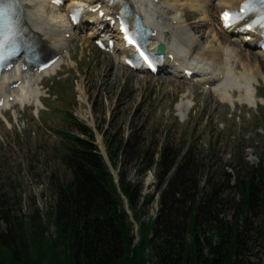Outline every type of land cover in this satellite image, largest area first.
Wrapping results in <instances>:
<instances>
[{"label":"rangeland","instance_id":"obj_1","mask_svg":"<svg viewBox=\"0 0 264 264\" xmlns=\"http://www.w3.org/2000/svg\"><path fill=\"white\" fill-rule=\"evenodd\" d=\"M181 4L186 8L181 13L190 33L200 36L201 32L207 34L209 28L217 31L214 21L219 11L212 7V11H207L209 22H205L200 10L186 7L189 0H181ZM195 21H200L196 33L189 28ZM86 34L84 31L80 38L72 40L68 49L71 56L64 57L56 74L41 81L43 107L34 106L33 113L32 108L18 105L0 113V234L8 235L14 230V222L22 223L29 238L38 233L40 246L52 250L48 248L57 236L55 207L61 186L72 177L65 163L68 138L70 133L80 135L71 126L73 117L92 128L106 156L111 137L116 141L125 139L135 128L143 130L140 132L146 136L147 144L156 142L158 150L167 137L176 146H192L204 164L202 184L215 180L223 196H230L235 205L240 202L235 177L264 166V81L260 79L255 86L256 105L233 106L222 102L195 78L184 80L165 73L137 72L118 60L122 57L119 51L101 50ZM217 37L224 46L231 44L243 53L248 50L229 37ZM169 39L174 41L172 35ZM208 41L201 39L202 44ZM248 52L256 56L251 66H256L257 72L259 67L264 76V56L257 50ZM182 105H189L186 112ZM116 160L119 169L121 158ZM129 170L130 177L136 179L134 166ZM155 182L151 169L144 178L146 193L154 191ZM254 182L260 197L264 183L257 176ZM158 207L156 195L149 208L150 217L156 216ZM226 213L233 221L234 206L226 207ZM246 216L248 221L241 231L249 255L246 262L264 264V211L254 206ZM33 254L40 257L38 245Z\"/></svg>","mask_w":264,"mask_h":264},{"label":"trees","instance_id":"obj_2","mask_svg":"<svg viewBox=\"0 0 264 264\" xmlns=\"http://www.w3.org/2000/svg\"><path fill=\"white\" fill-rule=\"evenodd\" d=\"M71 126L80 135L68 138L65 163L72 177L61 186L55 207L52 250L40 246L38 233L29 238L22 223L14 222V230L0 234V264H250L241 231L249 208L264 211V190L259 197L254 182L257 176L264 183L263 165L235 177L241 195L235 205L215 180L202 184L204 164L192 146H176L167 137L158 150L135 128L125 139L110 138L107 159L91 127L74 117ZM151 169L156 182L146 193ZM156 195L159 207L150 217ZM228 206H234L233 221L226 217Z\"/></svg>","mask_w":264,"mask_h":264},{"label":"bare ground","instance_id":"obj_3","mask_svg":"<svg viewBox=\"0 0 264 264\" xmlns=\"http://www.w3.org/2000/svg\"><path fill=\"white\" fill-rule=\"evenodd\" d=\"M189 1L190 5L186 7L200 10L205 22H209L211 16L207 15V11H212V7L219 11L218 18L214 21L217 31L209 28L208 33L202 35L204 32L199 28L200 36L190 33L186 20L182 17L181 12L185 6L181 4V0H120L114 4H111L110 0H19L23 19L29 31L36 36L44 48L45 56L53 53L57 58L45 69L35 70L31 69L22 56L11 69L5 70L0 76V113L18 105L32 108L33 113L36 110L34 106L43 107L41 81L44 77L56 74L64 57L70 58L69 45L72 40L80 38V33L84 30H87L85 32L87 39L112 37L116 44L110 51H119L122 57L118 60L127 65L125 62L132 49L126 47L118 32L120 9L125 4H129L131 12L141 16L154 30L151 48L158 43L166 44L163 69H167L169 74L187 80L186 74L193 72L195 80L202 85H208L209 92L216 94L222 102L233 106L237 103L256 105L255 86L259 84L260 79L264 81L259 67L257 72L256 66H251L256 56L248 52L250 48H244L248 50L243 53L231 44L224 46L217 37L218 35L229 37L240 46H244L246 39H255L256 34L252 32L239 33L231 37L221 20L223 11L239 10L244 0H217V3L216 0ZM73 6L79 7L84 14L78 25L70 21V11ZM167 20L172 24L168 25ZM199 24L200 21L198 23L195 21L190 25V30L194 29L196 33L195 27H199ZM170 35L174 41H170ZM202 38L210 41L202 44ZM258 52L264 56V50ZM114 61H117V58ZM237 92L239 94L235 95ZM32 105L33 107H30ZM188 107L189 105L186 108L182 105L181 109L185 111Z\"/></svg>","mask_w":264,"mask_h":264},{"label":"water","instance_id":"obj_4","mask_svg":"<svg viewBox=\"0 0 264 264\" xmlns=\"http://www.w3.org/2000/svg\"><path fill=\"white\" fill-rule=\"evenodd\" d=\"M158 51L160 53H164L166 51V46L164 44H160L159 48H158Z\"/></svg>","mask_w":264,"mask_h":264},{"label":"snow or ice","instance_id":"obj_5","mask_svg":"<svg viewBox=\"0 0 264 264\" xmlns=\"http://www.w3.org/2000/svg\"><path fill=\"white\" fill-rule=\"evenodd\" d=\"M227 18H228V14H225V19H227ZM128 42L131 44L132 43L131 39H129Z\"/></svg>","mask_w":264,"mask_h":264}]
</instances>
